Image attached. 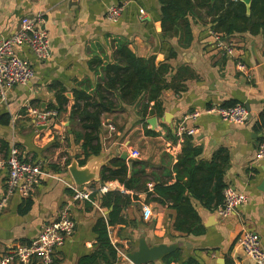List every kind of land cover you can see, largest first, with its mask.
Segmentation results:
<instances>
[{"label": "crops", "instance_id": "0c3cea01", "mask_svg": "<svg viewBox=\"0 0 264 264\" xmlns=\"http://www.w3.org/2000/svg\"><path fill=\"white\" fill-rule=\"evenodd\" d=\"M115 5L125 9L119 21L112 23L106 19V11ZM159 11L157 0H0V43L19 31L25 17L44 15L41 29L48 32L52 46L51 57L44 62H39L29 47L17 49L34 68L35 78L27 86L11 89L6 99L0 97V161L5 163L17 147L21 159L41 165L49 174L30 197L15 195L9 201L0 216L1 251L30 244L73 203L67 161L82 155L83 143L77 145L68 135L81 132L70 120L74 92L85 88L92 93L102 82V69L113 64L118 42L127 43L137 58H154L156 66L168 65L167 79H176L181 87L177 92L163 91L159 110H153L152 115L149 111L145 118L139 115V106H126L103 116V150L98 156L105 162L103 168L114 159L121 160L125 152L136 163L147 164V188L154 183L170 186L176 182L174 167L188 140L200 149L196 164L211 163L219 153L227 155L224 184L244 194L247 202L227 218H221L216 208L207 210L192 202L202 230L187 236L174 230L177 212L170 203L159 206L147 202L145 193L136 194L137 200L131 199L121 210L124 223L107 228L119 253L113 264H131L125 254L137 248L141 239L149 247H173V252H180V261L191 258L196 264H254L237 244L243 231L257 234L264 249V162L256 159L264 140V129L259 126L264 111V38L249 33L230 38L235 53L229 57L214 50L210 27L197 24L190 45L181 47L175 38H162ZM238 60L244 71L236 67ZM57 95L68 99L67 112L53 127H38L33 117L26 115V107L47 111L56 104ZM237 104L249 112L243 125L222 122L215 115L188 118L195 111ZM150 119L156 120L154 126L148 124ZM181 123L196 129L195 135L179 136ZM125 162L130 170L132 163ZM215 163L221 165L218 159ZM7 181L8 170L3 166L0 200L6 194ZM99 182L89 187L96 188ZM110 183L116 190L133 195L118 183ZM102 195L97 194L93 203L72 205L76 233L55 253L52 264H105L98 255V225L108 224L113 205L105 206ZM33 264L39 263L34 260Z\"/></svg>", "mask_w": 264, "mask_h": 264}, {"label": "trees", "instance_id": "16d2710c", "mask_svg": "<svg viewBox=\"0 0 264 264\" xmlns=\"http://www.w3.org/2000/svg\"><path fill=\"white\" fill-rule=\"evenodd\" d=\"M157 1L160 5L159 22L162 38L165 41L175 38L181 47L190 45L193 40V27L197 24L209 26L213 33L225 40L243 33L261 34L264 38V0H251L249 6L242 0ZM114 56L116 58L113 64L103 67L102 82L92 93L85 88L74 92L70 120L79 125L81 132L73 131L68 135L74 138L77 145L83 142L82 155L75 157L82 166L91 158L100 156L103 150L100 129L105 114L123 110L126 106H139V115L145 118L149 111L152 115L154 111L159 110L163 91L172 89L177 92L181 87L180 84L175 83L176 79L171 81L167 79L170 72L168 65L156 66L154 58H137L125 42H118ZM56 97V104L48 110L57 111L58 116L49 127H53L62 114L67 112L68 99L62 95ZM151 103L154 104L153 108L148 110ZM232 106L234 105L223 107ZM259 126L264 129V111L260 115ZM200 153V149L187 140L182 155L174 167L176 182L170 186L154 183L151 191L146 186L148 181L144 179V169L147 165L145 162L132 163L129 170L125 161L114 159L102 169L100 185L115 182L124 190L133 192V195H130L114 190L101 197L105 206L113 205L108 224L102 222L98 225L100 242L98 255L102 256L105 264H113L117 261L116 250L108 237V225L124 223L121 210L131 199L137 200L136 194L145 193L147 202L159 206L170 203L177 212L174 230L187 236L198 234L202 230L199 215L193 208L192 202H199L207 210L217 209L221 205L222 193L226 188L223 177L227 155L219 153L211 163L196 164L195 158ZM216 159L221 165L215 163ZM71 161V159L67 161V166ZM92 198L96 199L97 193H94ZM180 260V252L174 251L166 254L160 264H196L191 258Z\"/></svg>", "mask_w": 264, "mask_h": 264}, {"label": "built area", "instance_id": "2783aa9c", "mask_svg": "<svg viewBox=\"0 0 264 264\" xmlns=\"http://www.w3.org/2000/svg\"><path fill=\"white\" fill-rule=\"evenodd\" d=\"M124 9L123 5L108 7L106 19L112 23L119 21ZM139 13L144 15L142 10H139ZM44 23V15L25 17L21 22L19 31L0 43V97L2 99H6L8 92L14 87L27 86L35 78L34 68L28 60L17 52V49L29 47L39 62L47 61L51 57L50 36L45 29H41ZM211 35L215 51H219L229 57L234 56L235 49L232 41L225 40L212 31ZM236 67L243 71L245 68L240 60L236 61ZM25 113L27 116L33 117L38 127H49L53 120L56 121L58 116L57 111H40L29 105L26 107ZM202 114L215 115L222 122L234 125H243L249 118L248 110L240 104L232 107H210L203 112L195 111L188 118L196 119ZM195 133L196 129H187L183 123L178 126L177 134L179 136L186 135L191 137ZM256 159L264 162V140L259 144ZM3 166L8 170V181L6 194L0 200V216L15 195H19L23 199L30 197L37 186L41 184L43 178L49 176L41 165L21 159V153L17 147L12 149L5 163L0 161V169ZM69 188L73 191V203L61 211L59 219L45 225L38 238L30 244L19 245L8 252L0 250V264H33L34 260H37L39 264H52L55 253L76 233L77 223L72 216V205L80 201L93 203L92 195L94 193L102 195L116 190L115 184L111 183L91 189L89 186L79 187L72 182ZM151 189L152 186L149 185L148 190L151 191ZM222 196V203L216 210L221 218L231 216L240 206L247 202V197L244 194L230 187L224 189ZM111 244L118 253L115 242L111 241ZM237 244L242 250L244 257L254 264H264V249L257 234L243 231L237 239Z\"/></svg>", "mask_w": 264, "mask_h": 264}, {"label": "water", "instance_id": "95a60500", "mask_svg": "<svg viewBox=\"0 0 264 264\" xmlns=\"http://www.w3.org/2000/svg\"><path fill=\"white\" fill-rule=\"evenodd\" d=\"M212 2L214 0H211ZM247 6H249L251 0H242ZM149 125L154 126L155 119L147 121ZM46 128V127H43ZM120 159L127 161L128 163H134L135 159L128 158L127 153H122ZM105 165V162L99 157H93L89 162L82 166L80 162L74 158L71 164L68 166V171L72 177L73 182L79 187L89 186L100 181L101 169ZM173 252V247H168L164 244L158 246L149 247L144 239L139 240L137 248L133 247L129 252L125 254V258L131 264H152L159 263L162 258Z\"/></svg>", "mask_w": 264, "mask_h": 264}]
</instances>
